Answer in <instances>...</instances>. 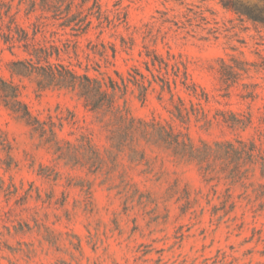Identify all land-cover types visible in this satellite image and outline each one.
Masks as SVG:
<instances>
[{"label": "rangeland", "instance_id": "rangeland-1", "mask_svg": "<svg viewBox=\"0 0 264 264\" xmlns=\"http://www.w3.org/2000/svg\"><path fill=\"white\" fill-rule=\"evenodd\" d=\"M32 1L0 0V79L55 138L0 99V264H264V25L210 0H89L91 22L72 29ZM10 28L51 63L114 82L126 124H170L212 152L198 162L152 131L126 134L114 108L90 111L5 44ZM178 97L188 121L171 114Z\"/></svg>", "mask_w": 264, "mask_h": 264}, {"label": "trees", "instance_id": "trees-1", "mask_svg": "<svg viewBox=\"0 0 264 264\" xmlns=\"http://www.w3.org/2000/svg\"><path fill=\"white\" fill-rule=\"evenodd\" d=\"M76 1L77 0H40V2H38L37 0H34L31 4L33 8L38 6L43 11L52 13L54 12V15H57L56 12L58 11L60 14L65 13V17L63 19L64 21L61 26L71 27L72 29H74L73 25L77 26L84 21L90 23L91 21L88 19V17L93 14L92 11H94L96 7L98 8L97 3L93 2V5H91V7H87L86 9H84V6L89 2V0H79V3ZM210 1H215L221 6V8L233 13L240 20H246L253 24L264 25V6L244 3L242 0ZM58 4H64L65 7L63 11H61L60 8L57 7ZM74 7L75 11L72 10ZM97 13V17L99 19L100 13ZM3 41L5 44L11 45L10 48H12L15 43H23L22 46L24 47V52H26L31 59L35 58L37 64H40L41 62L45 63L44 67L41 68L42 70H44L43 68L48 69L49 73H47V78L50 80V82H52L59 88H67L73 91H78L80 97L84 98L85 106L90 111L96 112L101 109L114 108L113 100L108 92V88L112 90L115 89L116 84L114 82L110 81V85L107 86L105 83L102 84L99 81L88 77L86 74L78 75L75 71L68 68L67 66L51 63L49 61V58L53 53L48 52L46 48L35 47L34 45H32L30 43V38L26 33H24L23 36L16 38L12 34V30L10 28L8 29V33L3 34ZM56 55L58 56V53H56ZM151 64L153 67H155L156 61L151 60ZM161 64L162 62L159 63V66H161ZM239 66L240 65H236L235 68L239 71H243L245 73L247 72L245 67ZM147 70L151 72L149 66H147ZM151 75L154 76L152 73ZM158 78L167 86L169 93L172 94L169 79L160 77ZM186 80L187 76L185 74L184 81H181L182 85L185 88H189L190 86H192L193 93H195L196 86L194 84H191L189 86ZM173 84L176 85L175 80L173 81ZM19 96L20 93L17 86L0 79V99L4 103V106L12 113L17 115L19 119L23 120L26 126L29 127L33 133L38 134L39 137L46 138L47 141H51L47 138V133H49V137H51V139L53 140L55 138L53 124L48 125V128H46V123L40 121L37 117H34L29 111L26 104L19 99ZM197 105L200 106V103H198ZM174 108L175 112H172L171 114L177 120L181 122L188 121L189 116L187 108H185L183 100L180 97H178V104H175ZM114 112L118 114L117 117L124 122L126 134H132L138 131H152L154 134H156L158 141L164 144L167 149H170L174 154L179 155L183 158H187L189 160H198V162H201L202 158L206 156V153L212 152L211 148L207 145L204 146L207 149L206 151L202 150L199 147H195L186 133L175 130L174 127L170 124L163 125L160 122H156L154 120H152L151 123H146L143 120H139L136 124L135 120L130 118L129 122H127L126 124L125 121L127 117L121 113L122 111L119 110V108H114ZM237 121H230L225 119V117H223L222 119V122L229 127H234ZM255 149V146L252 145V153L255 151ZM256 156H258V154Z\"/></svg>", "mask_w": 264, "mask_h": 264}]
</instances>
